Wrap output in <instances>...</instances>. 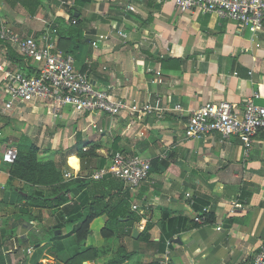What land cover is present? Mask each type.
<instances>
[{"label": "crops", "instance_id": "crops-1", "mask_svg": "<svg viewBox=\"0 0 264 264\" xmlns=\"http://www.w3.org/2000/svg\"><path fill=\"white\" fill-rule=\"evenodd\" d=\"M2 22L42 42L48 33L96 88L152 111L112 117L54 111L37 100L5 110L0 74V264H160L165 255L174 264L253 261L264 246V131L245 156L237 137L188 138L185 130L190 113L208 101H228L238 112L250 97L264 105V28L240 31L215 14L181 13L174 0H0ZM4 50L10 69L38 70L0 41ZM6 147L35 149L62 179H12ZM116 152L151 162L134 191L109 174L93 177L112 168ZM65 183L73 188L64 194ZM32 190L50 200L63 195L62 203L30 206ZM205 210L213 219L203 218ZM92 212L101 214L81 245L75 230ZM105 227L111 236H103Z\"/></svg>", "mask_w": 264, "mask_h": 264}, {"label": "built area", "instance_id": "built-area-1", "mask_svg": "<svg viewBox=\"0 0 264 264\" xmlns=\"http://www.w3.org/2000/svg\"><path fill=\"white\" fill-rule=\"evenodd\" d=\"M177 11L192 14H215L222 19L237 23L240 31L249 30L258 33L264 28V0H174ZM131 9L133 7L130 6ZM45 42L33 36H20L7 23H0V41L12 46L25 58L38 64L36 72L28 73L9 68L7 51L0 52V74L7 99L5 110L13 108L16 101H44L54 111L70 107L77 112H102L112 117L124 112L130 115L150 113L149 103L139 104L114 97L106 89H98L91 79L76 69L73 54L62 53L55 40L46 33ZM103 39V36L100 37ZM97 46V42H93ZM258 97V94L254 95ZM176 110L183 111L181 105ZM264 131V105L255 103L250 97L243 111L238 112L228 101H208L193 110L187 122L185 135L206 137L215 133L223 139L239 138L248 156L254 145V137ZM18 149L6 147L3 160L14 163ZM112 168L102 169L93 174L95 178L105 175L121 179L132 191L137 189L150 175L152 165L148 158L141 155L129 156L116 152L112 157ZM71 178L72 173L65 172ZM191 198V195L188 194ZM208 210H205L207 212ZM205 218V216H203ZM160 264H174L165 255ZM250 264H264V246L254 255Z\"/></svg>", "mask_w": 264, "mask_h": 264}, {"label": "trees", "instance_id": "trees-1", "mask_svg": "<svg viewBox=\"0 0 264 264\" xmlns=\"http://www.w3.org/2000/svg\"><path fill=\"white\" fill-rule=\"evenodd\" d=\"M11 52V50H10ZM13 59L15 60L18 58L16 55H12ZM28 59V58H25ZM20 60V59H18ZM11 176L12 179L19 178L21 180L27 182H34L38 184H50L57 180L62 179V173H60L55 164L52 162H40L37 158V153L35 149L29 150H19L17 159L14 163L11 164ZM12 182H10L11 184ZM63 189V193H67L69 190H72L73 183H65L60 187ZM28 201L30 206L35 207H47L53 208L62 203L63 195H59V198L56 200H50L47 196L44 195L42 190H32L29 194L25 197ZM101 213L99 212H92L83 219L80 223L79 227L75 230L76 239L79 244L84 245L86 237L88 235L89 229L88 225L90 221L97 215ZM206 220L211 219L212 215L209 213L204 214ZM168 217V213H164V218ZM213 219V217H212ZM102 234L104 237H109L113 234V230L109 227H105L102 229ZM171 237V234H168ZM124 259L115 261L114 263H121ZM157 264V263H153Z\"/></svg>", "mask_w": 264, "mask_h": 264}, {"label": "water", "instance_id": "water-1", "mask_svg": "<svg viewBox=\"0 0 264 264\" xmlns=\"http://www.w3.org/2000/svg\"><path fill=\"white\" fill-rule=\"evenodd\" d=\"M133 235H134V237H136V238L138 237V235H139V231H138L137 228L134 230V234H133Z\"/></svg>", "mask_w": 264, "mask_h": 264}]
</instances>
